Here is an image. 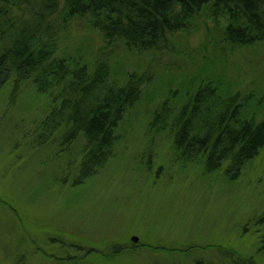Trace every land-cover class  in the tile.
I'll return each mask as SVG.
<instances>
[{
  "label": "rangeland",
  "instance_id": "374dc122",
  "mask_svg": "<svg viewBox=\"0 0 264 264\" xmlns=\"http://www.w3.org/2000/svg\"><path fill=\"white\" fill-rule=\"evenodd\" d=\"M227 17L212 4L169 40L138 54L99 51L85 21L61 34L58 57L104 61L110 78H150L115 131L112 157L74 185L82 143L37 131L50 103L27 86L0 93V264H264V147L238 179L207 173L175 151L169 125L151 127L165 104L172 117L199 87L239 94L241 116H264V41L225 43ZM36 143V144H35ZM38 145L39 147H37ZM136 239V242H133Z\"/></svg>",
  "mask_w": 264,
  "mask_h": 264
},
{
  "label": "trees",
  "instance_id": "16d2710c",
  "mask_svg": "<svg viewBox=\"0 0 264 264\" xmlns=\"http://www.w3.org/2000/svg\"><path fill=\"white\" fill-rule=\"evenodd\" d=\"M209 4L227 17L225 43L250 47L264 41V0H0V93L10 86L14 97L27 86L50 103L37 127L48 134L39 146L55 135H60L58 146L80 141L73 184H81L112 157L115 131L150 78L129 74L119 83L111 80L104 61L88 65L60 58L61 34L73 22L85 21L100 36L101 52L119 47L138 54L168 50L169 40ZM242 102L239 94L224 97L208 84L172 117L164 104L151 127L169 125L170 119L174 148L182 159L235 181L264 147V116L243 119ZM256 222L264 228V214Z\"/></svg>",
  "mask_w": 264,
  "mask_h": 264
},
{
  "label": "water",
  "instance_id": "95a60500",
  "mask_svg": "<svg viewBox=\"0 0 264 264\" xmlns=\"http://www.w3.org/2000/svg\"><path fill=\"white\" fill-rule=\"evenodd\" d=\"M137 240L136 239H133V242H136Z\"/></svg>",
  "mask_w": 264,
  "mask_h": 264
}]
</instances>
